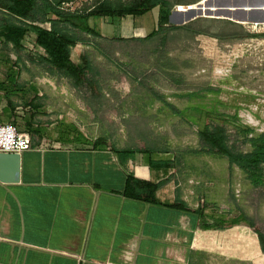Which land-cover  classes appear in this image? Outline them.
I'll return each instance as SVG.
<instances>
[{
  "label": "crops",
  "instance_id": "1",
  "mask_svg": "<svg viewBox=\"0 0 264 264\" xmlns=\"http://www.w3.org/2000/svg\"><path fill=\"white\" fill-rule=\"evenodd\" d=\"M0 11V123L32 142L19 180L0 181V264H264L232 195L242 170L200 139L215 125L245 127L223 96L227 84L236 105L245 96L234 74L204 75L210 63L221 71L220 45L234 39L183 28L186 42L169 47L158 6L105 19L109 28L71 46L69 60L86 69L74 81L42 60L32 33L4 47L3 25L18 18ZM196 19L249 24L204 15L176 26Z\"/></svg>",
  "mask_w": 264,
  "mask_h": 264
},
{
  "label": "trees",
  "instance_id": "2",
  "mask_svg": "<svg viewBox=\"0 0 264 264\" xmlns=\"http://www.w3.org/2000/svg\"><path fill=\"white\" fill-rule=\"evenodd\" d=\"M69 0H0V10H4L10 17H16L17 22H7L3 25V46L9 43L15 48H21V41L28 33L34 34V43L45 52L43 61L56 69L61 74L74 81L86 79V69H78L70 60V48L76 42L86 41V34L98 35L95 29L89 26L88 19L94 17L120 18L124 15L140 16L158 6L160 18L157 24L158 31L167 29L188 28L193 34H205L220 39H242L257 37L264 33H251L248 31H223L212 33L198 23L196 19L188 25H166L169 21L171 9L174 5L194 4L200 0H97L91 8L81 12L64 10L62 3ZM193 8V7H191ZM183 10V8H179ZM1 12V11H0ZM64 22L75 28L71 31L67 26H59ZM34 22L50 23V29H45ZM196 24L195 27L193 25ZM228 25L240 28L241 25L227 22ZM82 34V35H80ZM237 134L247 138L250 149L247 152L236 150L234 144L229 143L226 127L215 125L211 129L200 131V139L207 151H216L227 156L231 163L238 166L246 175L252 186L264 185V129L254 133L250 127H235ZM147 188L154 191V185L144 183ZM145 200L155 201L153 195L145 197ZM243 219L256 234L262 250L264 251V233L247 216Z\"/></svg>",
  "mask_w": 264,
  "mask_h": 264
},
{
  "label": "rangeland",
  "instance_id": "3",
  "mask_svg": "<svg viewBox=\"0 0 264 264\" xmlns=\"http://www.w3.org/2000/svg\"><path fill=\"white\" fill-rule=\"evenodd\" d=\"M96 1L97 0H69L68 2L62 3V7L66 11H78L83 13L84 10L91 8ZM213 1L219 4L227 1L239 2L241 4L245 0ZM201 6L197 5L198 8ZM175 10L176 5L172 7L170 14V18L172 20L170 21V24L173 25H182L181 22L185 17L197 18L204 16L203 14L206 12V10L204 11L199 9L184 12H176ZM228 14L230 18H235L237 20L245 17L249 21V24L240 28L225 23L224 25H221L205 20L200 21L198 24L201 27L211 31L212 33L219 32L221 28L223 29V31H240L242 28V30L251 33H264V24H262V26L259 25L255 27H252L251 25L255 19L264 18V13H261L259 11L243 12L242 10H236L231 11ZM145 17L148 18L149 16ZM105 19L110 21L111 18H99L92 16L88 19V24L95 29L97 27H101L102 30H105L106 28H109V26H111V22H105ZM195 26L196 24L193 25V27ZM189 35L190 31L187 29L178 28L169 30V36L167 40L168 46L172 48H180L184 44V42H186ZM31 44L32 43H28L31 49H36L34 53L38 54L37 48ZM111 47L119 48V46L117 47V45L112 44ZM220 47L222 49V54L220 57L218 56V61L220 64L219 69L221 71L217 70L213 72L212 65L210 63V67L207 68L208 71H206V73L204 74L205 81L208 83H215V77L225 78L233 73L235 76L233 77L234 82L239 84L237 88L245 93V96L240 98L245 99H240L239 103L236 105L234 98L235 95L232 94L233 90L231 88V85L227 84V88L225 89L226 92H224L223 96L228 100L226 101L228 103V108L232 112L235 111L237 119L243 126L252 128L254 130V133H259L264 129V34L257 37H248L246 39H234V42L229 44L226 41H222ZM191 48L192 57L196 58L194 54L197 52H194V49H197L198 53L201 54L196 41H191ZM113 58L115 60L118 59L116 57ZM236 63H238L239 66L235 67V69L232 68V66ZM242 63L248 65V67L244 68L245 70L242 69ZM251 135L244 136L242 133L237 134V132H234V130H228L229 143L234 144L236 150H239L241 152H247L250 149V144L247 138ZM238 177V183H235L233 185L232 195L234 199L238 198V205L241 211L248 217H250L257 225V227L264 233V185L252 186L242 171L239 172Z\"/></svg>",
  "mask_w": 264,
  "mask_h": 264
},
{
  "label": "water",
  "instance_id": "4",
  "mask_svg": "<svg viewBox=\"0 0 264 264\" xmlns=\"http://www.w3.org/2000/svg\"><path fill=\"white\" fill-rule=\"evenodd\" d=\"M202 2V6L200 3ZM195 5H199V10H206L203 15L207 16H222L230 18L231 11L243 10L247 11H259L264 13V0H250L244 1L241 4L239 2H223L217 3L213 0H202ZM194 10L188 9L185 11ZM184 12V11H176ZM202 12V11H201ZM170 17V16H169ZM242 18L239 19L241 21ZM253 23H264V18H258ZM20 175V153H3L0 152V181L15 183L19 180Z\"/></svg>",
  "mask_w": 264,
  "mask_h": 264
},
{
  "label": "built area",
  "instance_id": "5",
  "mask_svg": "<svg viewBox=\"0 0 264 264\" xmlns=\"http://www.w3.org/2000/svg\"><path fill=\"white\" fill-rule=\"evenodd\" d=\"M190 6L192 5H176L175 11H185ZM179 8H183V10H179ZM251 25L255 27L257 24L252 23ZM31 144V138L28 133L18 131L16 126L10 122L0 123V152L20 153L30 149Z\"/></svg>",
  "mask_w": 264,
  "mask_h": 264
},
{
  "label": "bare ground",
  "instance_id": "6",
  "mask_svg": "<svg viewBox=\"0 0 264 264\" xmlns=\"http://www.w3.org/2000/svg\"><path fill=\"white\" fill-rule=\"evenodd\" d=\"M200 5H202V2L200 3ZM192 7L193 8H191V6L189 7V9H199L198 7H197V5H192ZM264 24V23H263Z\"/></svg>",
  "mask_w": 264,
  "mask_h": 264
}]
</instances>
